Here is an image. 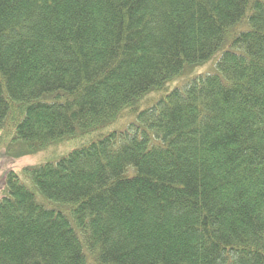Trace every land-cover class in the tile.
<instances>
[{
	"label": "trees",
	"instance_id": "16d2710c",
	"mask_svg": "<svg viewBox=\"0 0 264 264\" xmlns=\"http://www.w3.org/2000/svg\"><path fill=\"white\" fill-rule=\"evenodd\" d=\"M7 129L97 138L5 173L0 264H264V0H0Z\"/></svg>",
	"mask_w": 264,
	"mask_h": 264
},
{
	"label": "rangeland",
	"instance_id": "374dc122",
	"mask_svg": "<svg viewBox=\"0 0 264 264\" xmlns=\"http://www.w3.org/2000/svg\"><path fill=\"white\" fill-rule=\"evenodd\" d=\"M214 58L215 57H212L207 62L196 65L195 67H193V70H195L196 73L207 72L206 68L208 67V65L211 64L212 61H214ZM192 72L194 71L191 70L188 73V75H190ZM153 92L155 91H149L146 94H144L142 97H140L138 101L135 103V106L137 108L139 107L142 109L152 105L158 98L155 97L154 99H150L149 96ZM132 120H135V115L129 112L123 114V116L120 119L114 122H110L108 126L111 129H120L121 126ZM7 131L8 129L0 132V199L7 194V190L4 185V176L7 171L13 170L17 172L20 177V180L23 183H25L33 191L34 190L37 191L36 186L29 179H27L22 173V168L24 166L37 165L46 161H55L60 156L66 154L69 150L97 138V135L95 134L94 131L91 132L77 131L78 133H76L74 137H70V139L60 141L59 143L57 142L56 145L53 146L51 149L49 148L46 151H40L33 154H22L19 156V155H15V153H19L21 150H23V147H21L17 141H12L11 138L6 139L8 134ZM65 148L66 150H64ZM58 151H62V152L58 154ZM53 153L55 154V156L53 155Z\"/></svg>",
	"mask_w": 264,
	"mask_h": 264
}]
</instances>
